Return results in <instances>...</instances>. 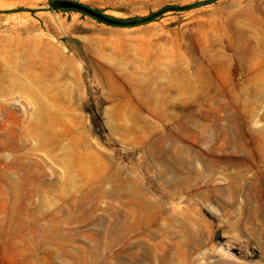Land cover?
<instances>
[{"label":"rangeland","instance_id":"1","mask_svg":"<svg viewBox=\"0 0 264 264\" xmlns=\"http://www.w3.org/2000/svg\"><path fill=\"white\" fill-rule=\"evenodd\" d=\"M0 264H264V0H0Z\"/></svg>","mask_w":264,"mask_h":264},{"label":"trees","instance_id":"2","mask_svg":"<svg viewBox=\"0 0 264 264\" xmlns=\"http://www.w3.org/2000/svg\"><path fill=\"white\" fill-rule=\"evenodd\" d=\"M177 8H179V6H176ZM176 7H174L173 5H166V6H163L162 8L156 10V11H153V12H150L148 15H145V16H142V17H138V18H134V19H127V20H119V21H122V22H134V23H137V22H143V21H147L149 19H151L152 17L156 16L157 14H159L160 12H163V11H166L168 9H177Z\"/></svg>","mask_w":264,"mask_h":264},{"label":"bare ground","instance_id":"3","mask_svg":"<svg viewBox=\"0 0 264 264\" xmlns=\"http://www.w3.org/2000/svg\"><path fill=\"white\" fill-rule=\"evenodd\" d=\"M200 1H201V0H200ZM196 2H197V1H196ZM196 2H195V3H196ZM197 3H198V2H197ZM173 6H174V5H173ZM157 10H158V9H157ZM169 11H170V10H169ZM205 17H206V16H205ZM201 18H202V17H201ZM202 20H203V19H202ZM208 28H209V27H208ZM208 28H207V29H208ZM255 30H256V29H255ZM215 63L221 65V63H223V61H222V59H218L217 62H215ZM251 74H252V73H251ZM254 74L256 75V73H254ZM248 76H249V75H248ZM214 77H215V76H214ZM211 83H212V82H211ZM188 86L193 88L194 85H193V83H192V84H190V85H188ZM184 87H185V86H180V87H179V86H175V87H173V88H176V89H184ZM208 89H209V88H208ZM209 90H210V89H209ZM206 101H207V100H206ZM11 166H13V159H11ZM170 181H171V180H170ZM175 181H176V180L174 179V182H175ZM140 204H141V203H140ZM138 205H139V203H138ZM139 206H140V205H139ZM133 216H135V215H133ZM135 217H136V216H135ZM117 219H118V217H117ZM117 219H116V220H117ZM138 219H139V218H138ZM137 222H138V221H137ZM115 236H116V235H115Z\"/></svg>","mask_w":264,"mask_h":264},{"label":"water","instance_id":"4","mask_svg":"<svg viewBox=\"0 0 264 264\" xmlns=\"http://www.w3.org/2000/svg\"><path fill=\"white\" fill-rule=\"evenodd\" d=\"M61 5L62 6H72V7L81 9L83 11H90L88 8H86V7H84V6L80 5V4H77V3H72V2L65 1V2H62Z\"/></svg>","mask_w":264,"mask_h":264}]
</instances>
